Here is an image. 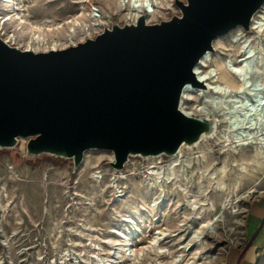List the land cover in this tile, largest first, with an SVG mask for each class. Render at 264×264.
Wrapping results in <instances>:
<instances>
[{"label":"rangeland","instance_id":"obj_1","mask_svg":"<svg viewBox=\"0 0 264 264\" xmlns=\"http://www.w3.org/2000/svg\"><path fill=\"white\" fill-rule=\"evenodd\" d=\"M31 4L33 19L65 22L77 17L74 42L101 32L92 24L96 20L84 16L93 6L105 21H126L119 0ZM4 7L0 3L2 16ZM161 7L163 19L180 13L174 0ZM63 26L62 33L52 34L59 42L64 41ZM249 77L251 90L264 92V72L252 70ZM230 92L233 97L214 95L200 104L212 111L219 141L190 148L184 144L181 166L169 173H156L151 167L155 160L139 155L115 169L112 152L104 149L86 150L76 169L69 158L27 155L26 138L0 149V264H235L264 212V167L240 164L219 151L254 154L264 163V111L243 93L236 97ZM242 108L250 115L240 114L246 111ZM248 127L254 133L242 136ZM204 153L214 162L224 158L229 163L199 168ZM170 156L161 155L160 165ZM165 177L178 179L176 190L168 184L154 197V180ZM238 264H264V223Z\"/></svg>","mask_w":264,"mask_h":264},{"label":"water","instance_id":"obj_2","mask_svg":"<svg viewBox=\"0 0 264 264\" xmlns=\"http://www.w3.org/2000/svg\"><path fill=\"white\" fill-rule=\"evenodd\" d=\"M179 14L118 24L59 49L33 51L0 37V149L26 138L29 156L72 159L89 149L129 156H170L193 144L211 122L180 108L196 80L194 66L213 40L235 27L249 31L264 0H174ZM204 84V83H203ZM264 223V212L238 252V264Z\"/></svg>","mask_w":264,"mask_h":264},{"label":"bare ground","instance_id":"obj_3","mask_svg":"<svg viewBox=\"0 0 264 264\" xmlns=\"http://www.w3.org/2000/svg\"><path fill=\"white\" fill-rule=\"evenodd\" d=\"M34 1L35 0H5L4 8H6V16L4 17L3 15L0 17V34L4 35L5 40L11 44L24 46L25 48L32 49L34 51L55 49L61 45L60 43L65 45L72 43L74 41L72 34H75V27L80 26L79 19L77 17H73V19H69L65 22H56L55 20L47 17L42 19H33L29 12V6L34 5L31 4L34 3ZM166 1L168 0H154V10L156 8L157 12H160L161 3ZM151 5L153 4L151 3ZM82 15L84 14L81 13L79 16ZM84 16L89 17V14L85 13ZM64 24L67 25L62 34V36L64 35L65 37H61L64 41L59 42V37H55V35L52 34H54L55 30L59 32L58 34L62 33L61 29L64 28ZM5 26L8 27L5 29ZM252 32L253 34H250ZM51 35L53 37H51ZM87 35H89V32ZM212 47V50L205 52L194 66L196 80L203 82L204 84L198 82L195 85L187 84L182 91L179 108L188 116L206 118L210 121L212 111L202 105L200 106V104L205 103V99L207 97H212L214 95L233 97L230 95V91H232L233 94H237L236 97L243 93L256 105H263L264 111V92H261L260 94L253 92L250 88L249 77L252 70L261 73V75L264 72L263 11H259V14L253 18L250 23L249 31H245L239 26L235 27L226 34L216 37L213 41ZM255 83L254 87H257L258 81ZM200 89L201 91H199ZM230 101L235 102L237 99L233 98ZM242 110H246L240 113L243 116L250 115L249 109L242 108ZM214 130L215 126L211 125L208 132L202 133L196 142L188 144L187 147H199L201 144L212 140L219 141L216 136L217 131L213 133ZM244 133L242 136H249L250 134H253L254 131L248 127ZM261 135H263L264 139V128ZM236 142L241 145L246 143L242 140H238ZM183 146L184 144L179 147L175 154L170 156L168 162L164 166L160 165L162 162L161 155L149 156L148 160H155L151 167L156 170V173H158L160 169H163V173L166 171V173H169L168 170L174 169L175 166H181ZM219 153L224 156L230 155L231 158L233 157L234 160L239 161L240 164L254 166L255 162H257L258 166L264 167V163H262V161L259 162L254 154H247L246 156L243 152L235 153L234 151L227 149L221 150ZM202 156V160L196 163L199 168L209 167L220 163H229V160H225L224 158L219 160L217 159V161L214 162L213 156H207L206 153ZM194 164L195 163L192 165ZM169 178L170 177H165L160 180H154L152 184L154 197H157L161 191L164 190L163 186L168 184L172 185L173 189L176 190L178 179L175 180L174 177V179L172 177V179Z\"/></svg>","mask_w":264,"mask_h":264},{"label":"built area","instance_id":"obj_4","mask_svg":"<svg viewBox=\"0 0 264 264\" xmlns=\"http://www.w3.org/2000/svg\"><path fill=\"white\" fill-rule=\"evenodd\" d=\"M153 1L154 0H119V3H120L119 5H121L123 7V9H125V14H126L125 15L126 21L124 20L123 23H135L136 20L138 19V17H140L142 15L144 16L146 23H154L160 19H163L162 18L163 16L160 14L161 12H157L156 8L154 10L153 6L155 7V3ZM0 3L4 4L5 0H0ZM151 3L153 5H151ZM262 8H264V5L254 14V16L251 19V22H252L253 18L255 16H257V14H259V11H263ZM167 9H168V7H167ZM0 16H2V15L0 14ZM5 16L6 15H4V17ZM89 16L91 19L96 20L97 23L92 22V24L93 25H99L101 27L100 31H102L104 29V27H109L112 23L111 20H109V21L104 20L102 13L99 11L98 7H96V6H93L90 9ZM0 37H2L5 40L4 35L0 34ZM78 41H83V40H78ZM78 41H75V42L73 41L72 43H69L67 45L60 43L61 45H59V47L55 48V49L64 48V47H67L69 45L76 44ZM6 42L9 43L8 41H6ZM9 44H11V43H9ZM11 45H16V44H11ZM16 46L19 48L28 49V48H25L24 46H19V45H16ZM46 50H48V49H46ZM35 51H45V50H35Z\"/></svg>","mask_w":264,"mask_h":264},{"label":"crops","instance_id":"obj_5","mask_svg":"<svg viewBox=\"0 0 264 264\" xmlns=\"http://www.w3.org/2000/svg\"><path fill=\"white\" fill-rule=\"evenodd\" d=\"M255 216H257V213H254Z\"/></svg>","mask_w":264,"mask_h":264}]
</instances>
